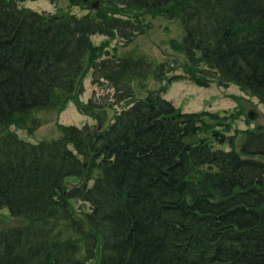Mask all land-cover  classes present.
Listing matches in <instances>:
<instances>
[{"label":"trees","instance_id":"trees-1","mask_svg":"<svg viewBox=\"0 0 264 264\" xmlns=\"http://www.w3.org/2000/svg\"><path fill=\"white\" fill-rule=\"evenodd\" d=\"M23 1L0 0V212L20 222L0 230V264H264L261 127L228 136L223 112L183 113L164 86L107 125L77 101L100 130L59 126L36 144L7 131L32 132L91 70L118 92L144 80L145 60L96 65L91 37L126 36L127 12L179 23L181 79L233 84L264 106V0H67L80 17Z\"/></svg>","mask_w":264,"mask_h":264},{"label":"rangeland","instance_id":"rangeland-1","mask_svg":"<svg viewBox=\"0 0 264 264\" xmlns=\"http://www.w3.org/2000/svg\"><path fill=\"white\" fill-rule=\"evenodd\" d=\"M18 7L50 14L62 9L77 17L87 12L78 6H69L67 0H53V2L50 0H26L20 2ZM118 10L125 13L122 7ZM126 19L130 20L126 36L114 32L109 36L95 35L91 37L92 43L99 48L96 65L102 63L109 65L127 56H132L136 60H145L150 64H147L148 67L147 65L143 67L147 72V75L144 74L146 76L144 80L131 78L128 83L124 84L127 88L118 92L110 82L96 78L99 76L98 71L91 70L83 78L82 91L78 97L70 100L58 112L39 114L41 125L32 132L18 129L16 126L7 127V131L22 141L36 144L41 141L57 139L60 135L59 126H74L80 129L87 126L90 129L100 130L101 127L95 118L77 111V101L83 105L90 103L94 110L101 114L104 124L107 125L121 110L126 109L136 100L144 98L148 92L164 86L166 89L160 93V96L183 113L223 112L220 115L228 116V118L225 123L221 122L220 126L223 127L221 129L223 130L228 123L229 129L225 130L228 136L235 135L236 132L255 130L258 127L264 130V106L259 103L257 98L247 95L233 84H218L217 79H214L208 86L202 87L181 79L184 75L182 65L184 55L179 52L178 44H176L177 48L172 44L181 38V29L177 21L166 20L159 16H155V18L147 16L141 18L136 24L137 21H132L128 12ZM128 53L133 55H125ZM200 69H203L202 65ZM126 91H128L127 96L125 95ZM239 111L241 114L230 120V116ZM249 111L255 115L253 120L247 118ZM221 148L228 149L227 146ZM81 206L83 207L81 202L74 204L78 211ZM84 207L88 208L87 205ZM19 224L18 220L9 217L7 209L0 212V230Z\"/></svg>","mask_w":264,"mask_h":264},{"label":"water","instance_id":"water-1","mask_svg":"<svg viewBox=\"0 0 264 264\" xmlns=\"http://www.w3.org/2000/svg\"><path fill=\"white\" fill-rule=\"evenodd\" d=\"M97 6V2L93 3L92 4V7L95 8ZM255 117L254 113L252 111H249V113L247 114V118L250 119V120H253ZM208 169H212L211 166L208 167Z\"/></svg>","mask_w":264,"mask_h":264}]
</instances>
